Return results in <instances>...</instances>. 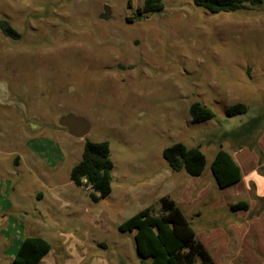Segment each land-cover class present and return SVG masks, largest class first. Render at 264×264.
Returning a JSON list of instances; mask_svg holds the SVG:
<instances>
[{"label":"rangeland","instance_id":"rangeland-1","mask_svg":"<svg viewBox=\"0 0 264 264\" xmlns=\"http://www.w3.org/2000/svg\"><path fill=\"white\" fill-rule=\"evenodd\" d=\"M159 1L162 10L145 12L144 0H0V21L18 34L0 31V264H12L26 236L50 245L38 264H139L134 233L118 226L159 210L162 198L181 208L211 256L217 243L226 248L218 264L238 251V264L258 257L264 224L230 209L254 198L253 187L215 190L210 163L219 149L261 162L264 0L221 13ZM105 6L110 20L99 18ZM195 102L215 117L192 122ZM236 103L247 112L228 117ZM64 116L84 119L87 135L60 127ZM103 141L111 192L93 201L98 194L74 185L70 171L85 142ZM174 143L200 148L203 181L169 169L162 151ZM219 201L227 210H212ZM235 230L245 244L224 243Z\"/></svg>","mask_w":264,"mask_h":264},{"label":"trees","instance_id":"trees-1","mask_svg":"<svg viewBox=\"0 0 264 264\" xmlns=\"http://www.w3.org/2000/svg\"><path fill=\"white\" fill-rule=\"evenodd\" d=\"M195 6L210 13L232 12L248 9L261 0H192ZM163 9L159 0H144L143 10L155 12ZM0 31L6 37L17 38L18 34L6 21H0ZM247 106L236 103L228 108L227 116L235 117L246 113ZM192 122L200 123L213 119L214 113L200 103L189 107ZM162 157L172 172H185L190 177H199L204 171L206 159L200 148H187L174 143L162 151ZM109 144L105 141L85 142L81 159L70 171V181L78 186L90 187L93 201L105 199L111 192V170ZM210 172L218 189H226L241 180V172L232 156L219 149L211 163ZM160 209L147 207L118 226L120 232H133L134 248L139 264H215L207 249L196 238L190 221L181 208L169 198L160 200ZM258 216L264 209V197L257 198ZM231 211H248L246 201L231 206ZM50 250V245L40 237L26 236L15 254L12 264H38Z\"/></svg>","mask_w":264,"mask_h":264},{"label":"crops","instance_id":"crops-1","mask_svg":"<svg viewBox=\"0 0 264 264\" xmlns=\"http://www.w3.org/2000/svg\"><path fill=\"white\" fill-rule=\"evenodd\" d=\"M261 139L263 140V143L259 142V145L261 148L260 151L262 153V158H261L260 163H259L258 159L256 158V156L253 153H249L248 151L242 150L239 153H237L235 156L231 155L232 158L234 159V161L237 163V165L240 168L241 180L236 185H234V187L232 186L233 190L226 188L225 191L227 193H231V194L236 192L239 195H241V194L246 195L247 192L249 191L250 187H253V189H254V198L253 197L248 198V201L240 200V201H246L248 203L249 210L248 211H237V212H246V213L252 214L253 212L258 210L257 209L258 208L257 198L264 197V137ZM195 180H202L201 176L196 177ZM214 184H215L214 187L216 190V188H217L216 183H214ZM229 188H231V187H229ZM198 189H200V188H198ZM219 190H221V189H219ZM183 191L186 192V190H183ZM201 193L206 194V191L204 190ZM200 198H201V196L198 198V201L200 200ZM211 199H213V197ZM227 208H228V205H226V204L224 205L223 203L221 204L219 201V202L213 204L212 210L217 209V210L224 211V210H227ZM254 217L255 218L253 220H255L256 222L260 220L264 224V209L259 213L258 216H254ZM261 226H264V225H261ZM231 228L232 227L230 226V229ZM251 229L252 228L250 225V230ZM234 233H236L237 235H234L232 238L229 237V238L225 239V241H224L225 244L230 243L231 240L238 242L237 243L238 246L239 245L241 246V245L246 243L245 242V241H247L246 237L245 236H239L238 230H235ZM241 234H245V232H241ZM195 235H196V233H195ZM196 238H197V236H196ZM257 238L259 240L257 243H258L259 249H260V250L258 249L259 250V254H257L258 257H252L251 260H248V259L246 261L243 260L244 263L248 262V264H252V263L256 262L258 264H264V228H263V231L259 233ZM200 239H198V240L202 243V241ZM217 244H218L217 252L215 254H213L214 257L210 255L215 264H218V260H217L218 256L226 250V248L225 249L219 248V245H221V243L220 244L217 243ZM252 245H255V243H253ZM238 252L239 253H237L236 255L234 254L233 257H230L227 264H238L239 259L244 258L242 255H240V253L243 254V252H240V251H238ZM244 263H241V264H244Z\"/></svg>","mask_w":264,"mask_h":264},{"label":"water","instance_id":"water-1","mask_svg":"<svg viewBox=\"0 0 264 264\" xmlns=\"http://www.w3.org/2000/svg\"><path fill=\"white\" fill-rule=\"evenodd\" d=\"M103 14L106 16L110 15V10L108 6L104 7ZM59 126L65 128L68 133L75 138H83L89 132L88 123L80 117H61L59 120Z\"/></svg>","mask_w":264,"mask_h":264},{"label":"flooded vegetation","instance_id":"flooded-vegetation-1","mask_svg":"<svg viewBox=\"0 0 264 264\" xmlns=\"http://www.w3.org/2000/svg\"><path fill=\"white\" fill-rule=\"evenodd\" d=\"M100 17H101L102 20H110V19H112V16L111 15H107L106 16V15L103 14V15H100L99 18ZM124 21L125 22H132L131 19H127V18H125Z\"/></svg>","mask_w":264,"mask_h":264},{"label":"built area","instance_id":"built-area-1","mask_svg":"<svg viewBox=\"0 0 264 264\" xmlns=\"http://www.w3.org/2000/svg\"><path fill=\"white\" fill-rule=\"evenodd\" d=\"M86 190H88V187H85Z\"/></svg>","mask_w":264,"mask_h":264}]
</instances>
